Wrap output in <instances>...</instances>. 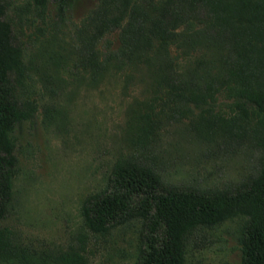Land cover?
<instances>
[{
	"label": "trees",
	"instance_id": "obj_1",
	"mask_svg": "<svg viewBox=\"0 0 264 264\" xmlns=\"http://www.w3.org/2000/svg\"><path fill=\"white\" fill-rule=\"evenodd\" d=\"M34 1L41 8L54 2L60 15L70 0ZM74 38V66L89 81L110 71L126 81L134 70L147 75L132 111L137 142L144 145L163 120L187 118L204 137L224 136L259 154L254 173L233 190L177 187L134 156L117 159L104 186L80 202L85 231L103 236L135 220L132 264H185L197 232L237 218L239 264H264V0H96ZM26 79L23 49L0 1V221L17 171L14 132L35 111L22 99ZM85 240L83 234L54 257L32 258L0 226V261L86 264Z\"/></svg>",
	"mask_w": 264,
	"mask_h": 264
},
{
	"label": "rangeland",
	"instance_id": "obj_2",
	"mask_svg": "<svg viewBox=\"0 0 264 264\" xmlns=\"http://www.w3.org/2000/svg\"><path fill=\"white\" fill-rule=\"evenodd\" d=\"M0 1L23 49L22 99L35 105L32 120L14 132L17 171L9 211L0 221L27 257H54L84 234L86 264L134 262L138 222L93 236L78 213L81 200L104 186L117 159L134 156L163 182L182 188L233 190L254 173L257 151L224 136L204 137L187 118L163 120L144 145L137 142L132 111L145 96L147 75L134 70L126 81L110 71L89 81L74 66L75 31L96 0H70L60 15L52 1L42 8L34 0ZM107 39L116 46L115 33ZM239 226L235 218L197 232L187 242L185 264H239Z\"/></svg>",
	"mask_w": 264,
	"mask_h": 264
}]
</instances>
